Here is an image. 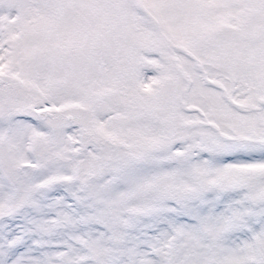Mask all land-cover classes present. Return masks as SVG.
I'll list each match as a JSON object with an SVG mask.
<instances>
[{"label": "snow or ice", "instance_id": "snow-or-ice-1", "mask_svg": "<svg viewBox=\"0 0 264 264\" xmlns=\"http://www.w3.org/2000/svg\"><path fill=\"white\" fill-rule=\"evenodd\" d=\"M0 264H264V0H0Z\"/></svg>", "mask_w": 264, "mask_h": 264}]
</instances>
